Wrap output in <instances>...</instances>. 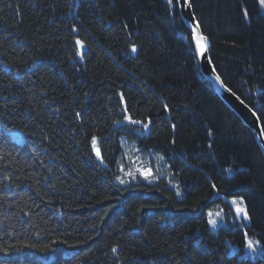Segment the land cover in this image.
<instances>
[{
  "label": "trees",
  "instance_id": "trees-1",
  "mask_svg": "<svg viewBox=\"0 0 264 264\" xmlns=\"http://www.w3.org/2000/svg\"><path fill=\"white\" fill-rule=\"evenodd\" d=\"M191 4L264 127V7ZM246 231L264 245V153L200 72L178 0H0V264H264Z\"/></svg>",
  "mask_w": 264,
  "mask_h": 264
},
{
  "label": "water",
  "instance_id": "water-1",
  "mask_svg": "<svg viewBox=\"0 0 264 264\" xmlns=\"http://www.w3.org/2000/svg\"><path fill=\"white\" fill-rule=\"evenodd\" d=\"M178 2L180 6L181 16L183 20L185 21V23L187 24V26L192 31L193 42L195 44L201 71L209 80H211L215 90L220 95V97L242 118L244 123L253 130L256 140L264 153V136H261L260 131H259L260 127H263V125H262L259 115L232 89H231L232 90L231 92L227 91L229 87L225 84L221 76L218 74L214 66V63L212 61L208 39H207L205 53L203 56L200 55L197 49L196 36L197 34H201L203 36L205 35L196 18V15L194 13V10L191 4V0H178ZM217 75L220 76L221 80L223 81V85H226L227 87L222 86V84L216 80ZM233 93H235V95H233ZM253 112L256 113L255 117L252 115ZM256 117H259V120H257Z\"/></svg>",
  "mask_w": 264,
  "mask_h": 264
},
{
  "label": "snow or ice",
  "instance_id": "snow-or-ice-1",
  "mask_svg": "<svg viewBox=\"0 0 264 264\" xmlns=\"http://www.w3.org/2000/svg\"><path fill=\"white\" fill-rule=\"evenodd\" d=\"M169 2L171 3V0H169ZM259 3L261 4L262 7H264V0H259ZM244 15L247 16V10H245ZM196 42H197L198 52L200 53L201 56H203L204 53H205V50H206L207 37H205V36H203L201 34H197ZM76 44L81 46V49L84 46L83 42L80 41V40H77ZM132 50L136 51V46L135 45L132 46ZM79 54H82V53H79ZM216 80L219 81L222 84V86L227 87L226 85H223V81L221 80L219 75L216 76ZM227 91L231 92L232 90L230 88H228ZM233 95H235V93H233ZM125 112H127V108H125ZM252 115L255 117L256 113L253 112ZM124 119L129 124H132V125L143 124L144 128L148 127L147 123H143L142 121L135 120V119L132 118L131 115H125ZM256 119L259 120V117H256ZM259 131H260V135L264 136V127H260ZM92 145H93V148L95 150L96 156L101 159V162H103V158L101 156V152H100L99 148L96 147L97 138L95 136L92 137ZM137 171H139L140 175H142L144 177V179H156L157 178L156 176H154L152 174V170L151 169H138ZM229 171H231V169H229ZM126 175L132 177L133 179L135 178V173L132 172V171H128L126 173ZM116 179L119 180L121 184L126 183V181L123 178L119 177V176L116 177ZM212 188L214 190L218 191L217 186L215 184L212 185ZM177 194H179V193H177ZM243 203H244V201H243L242 197L240 198L239 201H237L236 199L232 200V204L235 206L236 216L238 218L242 217L244 220H249L250 217L248 215L246 207L242 206ZM216 215L219 216V213H217ZM209 217L210 218L208 220V223L212 226L213 229L216 228L217 225H218V219L212 218V214L211 213H209ZM31 247H35V245H32ZM44 247L48 248L50 246L49 245H45ZM244 247L247 248L249 250V252H251V253H255L258 250L264 251V245H261V242L259 240L250 238L247 231L244 233ZM112 250L115 252L116 248L114 247Z\"/></svg>",
  "mask_w": 264,
  "mask_h": 264
},
{
  "label": "rangeland",
  "instance_id": "rangeland-1",
  "mask_svg": "<svg viewBox=\"0 0 264 264\" xmlns=\"http://www.w3.org/2000/svg\"><path fill=\"white\" fill-rule=\"evenodd\" d=\"M233 199H236L237 201L240 200V198H237V197H234ZM233 199H232V200H233ZM242 206L246 207L244 203H243ZM209 213L212 214V218H216V219H218V225H217V227H218L221 223L226 222V219H224V217H223V215H222L220 209L210 210ZM217 213H219V216L216 215ZM209 218H210V217H209ZM237 220H238V221H242V222L245 221L242 217L238 218L237 216H235V217L232 218V221H233V222H236ZM247 221H249V220H247ZM211 227H212V226H211ZM217 227H216V228H217ZM216 228H214V229H216ZM250 238H252V239H256V238H253V237H250ZM256 240H258V239H256ZM238 248H239V245H237V244H231V246H230V250H231V252H233V253H235V252L237 251ZM262 252H263V251L258 250V251L255 252V253H251V252H249V250H248L247 248H245V253H244V254H246V255H248V256L256 257L258 254H261Z\"/></svg>",
  "mask_w": 264,
  "mask_h": 264
},
{
  "label": "bare ground",
  "instance_id": "bare-ground-1",
  "mask_svg": "<svg viewBox=\"0 0 264 264\" xmlns=\"http://www.w3.org/2000/svg\"><path fill=\"white\" fill-rule=\"evenodd\" d=\"M72 2H74L75 3V1H77V0H71ZM178 4H179V2H178ZM187 25V24H186ZM199 67H200V63H199ZM200 72L202 73V75H203V77L206 79V80H208V81H210V83L212 84V82H211V80H209L204 74H203V72L201 71V68H200ZM219 74V73H218ZM213 85V84H212ZM214 87V86H213ZM215 89V88H214ZM242 119V118H241ZM249 127V126H248ZM250 128V127H249ZM251 129V128H250ZM252 130V129H251ZM252 132H253V130H252ZM254 133V132H253ZM255 135V134H254ZM260 146V145H259ZM261 148V147H260ZM262 150V149H261ZM263 152V151H262Z\"/></svg>",
  "mask_w": 264,
  "mask_h": 264
}]
</instances>
